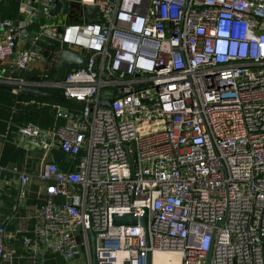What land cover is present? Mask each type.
<instances>
[{"label":"built area","instance_id":"built-area-1","mask_svg":"<svg viewBox=\"0 0 264 264\" xmlns=\"http://www.w3.org/2000/svg\"><path fill=\"white\" fill-rule=\"evenodd\" d=\"M59 1L0 15V63L43 72L0 84L58 89L82 106H58L56 130L19 128L18 145L42 157L38 176L20 173L18 201L40 182L44 199L24 249L91 260L94 231L98 264H147L149 251L153 264H206L209 253L210 264H264V0H67L53 15ZM66 51L88 62L59 80ZM145 209L150 246L142 226L113 224ZM6 250L0 227V259Z\"/></svg>","mask_w":264,"mask_h":264},{"label":"crops","instance_id":"crops-1","mask_svg":"<svg viewBox=\"0 0 264 264\" xmlns=\"http://www.w3.org/2000/svg\"><path fill=\"white\" fill-rule=\"evenodd\" d=\"M1 1L3 0H0V2ZM10 4H11L10 2L8 1L6 2V6H9ZM0 15L2 17L1 11H0ZM6 19H10V18H6ZM30 30L36 32L37 26L36 25L31 26ZM19 41L21 47L23 48L29 47V44L26 43L24 40L21 41V38ZM27 73H34L35 75L29 76ZM42 74L43 72L41 66H36L33 70H19L14 66L13 62L0 63V78L11 77V78H18L29 81H40ZM57 75H58V70L57 72L54 71L52 74L53 77H57ZM27 88L38 89L46 92H50V91L44 89H54L46 86L27 87ZM54 90H58V89H54ZM13 91L15 93H18L21 91L23 92V89L20 91H15L13 88ZM59 120L63 122L62 119ZM6 142H7L6 137H3V139L0 138V158L3 154V148ZM14 144L18 148L23 149L27 153V156L24 163L21 166H16V167L0 166V227L5 228L6 245H7V250H6L7 257L4 259H0V264H37V260L39 259L42 260L38 264H45L44 258L46 254L47 253L51 254L52 252H46L40 255L39 258L35 259L24 249V245H23L24 237H33L34 235V227H35L34 210H35V206L40 204L39 201H37V198L40 188L43 185V182H40V184L34 183L30 186L29 188L30 193L27 203H25L22 206L18 201V190H19L18 186H19L20 173L26 171L28 173H32L38 176L42 156L41 153H36L30 150L28 151L25 148V146L24 147L19 146L18 132L14 136ZM69 166H70V160L66 158L65 160H63V165L60 167L64 170H67L69 169ZM56 260H58V258ZM64 262L65 264H91V260L89 259L86 250H84L82 255H80L76 259L71 261L65 260Z\"/></svg>","mask_w":264,"mask_h":264},{"label":"trees","instance_id":"trees-1","mask_svg":"<svg viewBox=\"0 0 264 264\" xmlns=\"http://www.w3.org/2000/svg\"><path fill=\"white\" fill-rule=\"evenodd\" d=\"M7 1L11 3L9 6H6ZM14 1L3 0L0 2L3 18L19 19V6L15 5ZM27 74L35 75L34 73ZM44 90L61 94L60 90ZM58 106L71 110H79L82 107L74 102H61L22 91L15 93L12 86L0 84V138L6 137L7 140L0 158L1 167L21 166L26 159L27 153L14 144V136L20 127L32 125L41 130L50 131L56 130L63 124L56 115ZM66 158L67 156L60 149H54L51 152V160L60 166L63 165V160ZM37 201L41 204L44 199L40 197L37 198ZM60 257L57 254L47 253L44 258L45 264H65V260ZM57 258L58 260H56ZM41 260H37V264Z\"/></svg>","mask_w":264,"mask_h":264},{"label":"water","instance_id":"water-1","mask_svg":"<svg viewBox=\"0 0 264 264\" xmlns=\"http://www.w3.org/2000/svg\"><path fill=\"white\" fill-rule=\"evenodd\" d=\"M15 5L20 4V0H16ZM69 2L67 0L65 1H59L56 10H53V15L57 14L61 7H64V12L68 10ZM89 18L91 20L98 18V12L99 9L97 7H89ZM30 12H33V9H30ZM88 58L85 56H81L78 54H75L70 51H66L62 54L60 64H59V69H58V79L63 80L66 72L68 71L69 68L71 67H85L87 65ZM23 92L29 93L32 95H37L40 97H45V98H50L54 100H58L61 102H72L71 100H68L64 96L60 94H55L51 92H46L38 89H33V88H24ZM111 103H106L104 105L106 106H111ZM114 226H125V227H134V226H142L145 229V234H146V243L147 246H150V234H149V216H148V210L145 209V213L142 217L138 218L134 214H126L122 217L120 216H115L114 217ZM96 232H92L93 235V253L91 256V263L92 264H98V258L96 254V247H97V241H96ZM210 259H211V253L208 254L207 256V263L210 264ZM147 264H153V255L152 252L149 251L147 254Z\"/></svg>","mask_w":264,"mask_h":264},{"label":"bare ground","instance_id":"bare-ground-1","mask_svg":"<svg viewBox=\"0 0 264 264\" xmlns=\"http://www.w3.org/2000/svg\"><path fill=\"white\" fill-rule=\"evenodd\" d=\"M157 256H158V257L165 256V257H166V260H168V258L171 257L170 254H157L155 257L157 258ZM166 260H164V261H162V262H159V261H156V260H155V263H156V264H164V263H166ZM171 264H180V260H179V259H175L173 262H171Z\"/></svg>","mask_w":264,"mask_h":264},{"label":"rangeland","instance_id":"rangeland-1","mask_svg":"<svg viewBox=\"0 0 264 264\" xmlns=\"http://www.w3.org/2000/svg\"><path fill=\"white\" fill-rule=\"evenodd\" d=\"M64 17H60V19H63ZM92 249H93V247H92ZM92 253H93V250H92ZM155 260L156 261H159V262H162V261H164V260H166V257L165 256H162V257H158L157 256V258L155 257Z\"/></svg>","mask_w":264,"mask_h":264}]
</instances>
